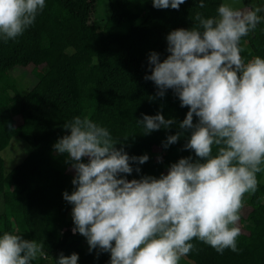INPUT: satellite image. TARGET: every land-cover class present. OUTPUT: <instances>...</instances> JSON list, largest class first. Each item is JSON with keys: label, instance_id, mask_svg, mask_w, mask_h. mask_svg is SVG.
I'll return each instance as SVG.
<instances>
[{"label": "clouds", "instance_id": "obj_1", "mask_svg": "<svg viewBox=\"0 0 264 264\" xmlns=\"http://www.w3.org/2000/svg\"><path fill=\"white\" fill-rule=\"evenodd\" d=\"M185 2L152 0L157 9L178 10ZM197 6L205 8V0ZM44 8L45 0H0V39L21 36ZM261 13L264 5L255 2L247 9L221 3L215 16L196 12L193 27L167 35L165 59L155 51L149 55L150 75L144 79L154 83L157 96L171 89L189 109L181 131L168 135L164 147L190 130L184 148L196 159L180 158L159 178L129 180L133 164L147 162V154L130 156L117 147L121 140L87 115L64 123L66 134L53 147L67 156L74 190L63 198L73 206L72 232L87 239L90 252L110 253V264H180L196 249L194 240L219 254L238 251L244 197L255 195L258 174L264 173V58L245 59L241 45L264 23ZM137 122L145 135L176 123L162 112ZM39 258H46L43 241L0 234V264ZM78 260L77 253H61L55 264Z\"/></svg>", "mask_w": 264, "mask_h": 264}, {"label": "trees", "instance_id": "obj_2", "mask_svg": "<svg viewBox=\"0 0 264 264\" xmlns=\"http://www.w3.org/2000/svg\"><path fill=\"white\" fill-rule=\"evenodd\" d=\"M95 1L45 0L35 23L21 36L7 42L0 39V153L14 135L31 147L8 172L0 154V234L10 231L43 241L46 258L33 264H55L61 253H77L78 264H110V253L90 252L87 239L72 232L73 206L63 193L74 190V171L66 154L56 153L53 147L66 134V121L87 115L121 140L117 147L123 146L130 156L147 154V162L133 164L129 180L145 175L159 178L180 158L196 159L193 151L184 148L190 130L177 143L164 147L168 135L181 131L179 123L189 109L180 106L171 89L164 97L157 96L154 83L144 77L150 75L151 52L159 53L161 60L169 55L166 37L172 30L193 27L191 16L196 12L215 16L225 0H205L203 9L197 6L199 0H186L178 10L157 9L152 0H108L111 15L102 31L89 21ZM254 2L264 5L261 0H243L248 8ZM117 3L127 4V10L118 13ZM244 43L253 56L264 58V23L242 38ZM17 65L45 66L47 71L35 72L36 82L20 95L15 78L4 70ZM158 112L176 123L170 129L143 134L137 120ZM258 180V191L245 195L240 210L238 251L219 254L194 240L196 249L185 259L193 264H264V202H260L264 173L258 174Z\"/></svg>", "mask_w": 264, "mask_h": 264}, {"label": "rangeland", "instance_id": "obj_3", "mask_svg": "<svg viewBox=\"0 0 264 264\" xmlns=\"http://www.w3.org/2000/svg\"><path fill=\"white\" fill-rule=\"evenodd\" d=\"M264 4V0H261ZM97 2L96 6L94 3L93 11L89 15V21L92 23L98 31H102L103 27L106 23V21L109 19L111 15V7L109 5L108 0H96ZM225 3H230L235 8L239 9H247L243 3V0H225ZM127 4H119L117 3L115 5V9L118 13H123L124 9L127 10ZM264 14V13H263ZM244 48V52H242V55L245 57V59H250L253 57L251 54L248 46L246 43L242 45ZM68 52H73L72 48L67 49ZM7 71V73L14 77V81L16 82L20 95H23L27 93V91L34 85L36 82V76L35 72H43L45 73L47 71V67H40L35 68L32 65H28L26 67L23 66H14L11 69H4ZM153 113V112H152ZM166 138V135H164ZM31 147L30 145L20 138L18 135L12 136L9 144L7 147L0 153L4 160V170L5 172H8L11 168H13L15 165L20 163L23 158L27 155V153L30 151ZM71 171V170H70ZM58 181H62V177H57ZM246 206V205H245ZM3 212V202H2V196L0 195V214ZM180 264H193L191 261L182 258L180 261Z\"/></svg>", "mask_w": 264, "mask_h": 264}]
</instances>
